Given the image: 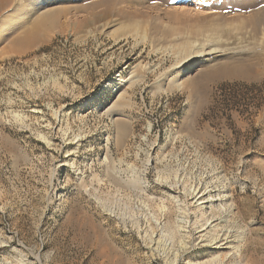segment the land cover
<instances>
[{"label": "rangeland", "instance_id": "374dc122", "mask_svg": "<svg viewBox=\"0 0 264 264\" xmlns=\"http://www.w3.org/2000/svg\"><path fill=\"white\" fill-rule=\"evenodd\" d=\"M162 1H0V264H264V30Z\"/></svg>", "mask_w": 264, "mask_h": 264}, {"label": "bare ground", "instance_id": "6f19581e", "mask_svg": "<svg viewBox=\"0 0 264 264\" xmlns=\"http://www.w3.org/2000/svg\"><path fill=\"white\" fill-rule=\"evenodd\" d=\"M0 1L6 2V1H9V0H0ZM54 1L55 0H38V4L41 5V4L44 3V5L42 6V9H43L42 14H40L34 20L33 24L35 26H41L43 24H49L50 22H52V20L54 19L55 15H57L61 11L65 10L64 7L56 6V5L46 8V5H48V4H50V3L54 2ZM159 1L163 2L162 0H159ZM174 1L177 2L174 6L172 5L175 8L174 10H175L176 14L173 15L172 13H170L169 17H170V19H173L175 22L184 23L183 27H184L186 32H184L185 35L181 34V35H184V36H182V39H180V41L182 43H184V45H187L188 43H190L191 38L193 36H197V35L199 36L200 34L202 35L204 33H207V36L208 35H212V34L213 35L216 34V32H215L216 29H213V28H207L206 29L204 27V25H202V24L201 25H196L195 24L196 21L191 22L192 24H189V26L187 24H185V22H187L189 20V17H191V16H190V12H189V14H186V15L182 13V12H184L183 10H185L184 7H189L190 9H193L192 7H194L195 9L198 8L200 10L201 7H204V5H206V7H208V9L216 8L218 10L217 13H216L218 16H220L219 14H226V13L231 12L233 10H235V11L238 10L240 12L244 11V12H247V13L241 19H240V16H238L240 14L234 15L236 17H239V19H238L239 21H238L237 25H240L242 23H244V24L248 23L250 28H252V33L251 34L253 36H254V33L255 32L257 33L260 28L264 30V0H203L204 3L201 2V0L200 1H196L198 3L200 2L201 4H203V6H201V5L198 6L195 3L194 4L193 3H191V4L190 3H186L187 0H174ZM178 3H181V4H178ZM173 7H171V8H173ZM177 8L179 9L178 11L176 10ZM182 8H184V9H182ZM180 11H182V12L179 14ZM197 12H198V10H197ZM203 13L204 12L202 11V14ZM204 17H210V16L204 15ZM177 29L178 28L176 26H170L168 29H166V31L169 34H171V35H175L177 33ZM175 36L178 37V35H175ZM250 37H251V39H253L251 35H250ZM247 72H248L247 70H244L243 68H240V69H237L236 71H234L233 73H235V75L237 74L239 76V75L246 74ZM117 125H118V128L120 129L119 133L121 134L123 132V130L125 129V125H124L123 120L122 119H118L117 120ZM203 192H198L197 199L199 200L200 207L202 205V207L204 208V207L209 206V204L211 203V202L209 203V201H212V200H215V199H213V198L209 199L208 198L209 195H206L208 193L206 192V194H205ZM226 193H227V191L226 192L223 191L222 195L217 194V195H219V197H217V198L223 199L224 200L223 203H224V206H225V210L228 209L230 211L231 204L228 203L226 198L224 197V196L227 195ZM207 203H209V204H207ZM212 205L213 204L211 203L209 207L211 208ZM207 221H209L207 225H206V223L205 224H201L199 226H198V224H197V226L195 225L196 226L195 229H198V231H196V232L199 233L198 238H200V241L207 243V245L210 246L209 248H211V251L208 254L209 259H205V260H207L206 264H223L224 260L226 259V256L228 255V254L227 255L226 254L223 255L224 250H226L227 248H230L231 244L233 242H235L234 238L236 236L232 233V230H230L228 228V226H226L225 224L221 223L222 220H216L212 215H209L208 218H207ZM232 247H234V246H232ZM237 252L239 253V250ZM202 263H200V264H202ZM188 264H197V263L189 260Z\"/></svg>", "mask_w": 264, "mask_h": 264}, {"label": "trees", "instance_id": "16d2710c", "mask_svg": "<svg viewBox=\"0 0 264 264\" xmlns=\"http://www.w3.org/2000/svg\"><path fill=\"white\" fill-rule=\"evenodd\" d=\"M225 87V86H224ZM224 87H221V88H224Z\"/></svg>", "mask_w": 264, "mask_h": 264}]
</instances>
